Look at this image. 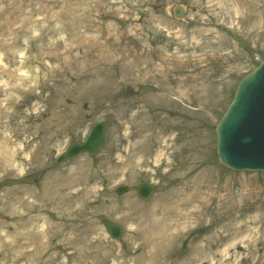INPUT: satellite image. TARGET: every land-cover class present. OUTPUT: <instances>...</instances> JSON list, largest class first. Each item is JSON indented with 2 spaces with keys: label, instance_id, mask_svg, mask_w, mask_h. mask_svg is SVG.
<instances>
[{
  "label": "rangeland",
  "instance_id": "obj_1",
  "mask_svg": "<svg viewBox=\"0 0 264 264\" xmlns=\"http://www.w3.org/2000/svg\"><path fill=\"white\" fill-rule=\"evenodd\" d=\"M263 60L264 0H0V264H264V173L215 137ZM100 121L97 154L57 161Z\"/></svg>",
  "mask_w": 264,
  "mask_h": 264
},
{
  "label": "water",
  "instance_id": "obj_2",
  "mask_svg": "<svg viewBox=\"0 0 264 264\" xmlns=\"http://www.w3.org/2000/svg\"><path fill=\"white\" fill-rule=\"evenodd\" d=\"M179 10L174 12L179 15ZM105 124H97L90 132L86 142L70 148L64 158L80 153L93 155L104 143ZM216 154L227 168L236 171L264 172V61L237 87L234 99L215 129ZM126 188L117 190L118 194ZM155 188L140 184L137 195L148 200ZM104 227L114 240L122 235L121 228L105 222Z\"/></svg>",
  "mask_w": 264,
  "mask_h": 264
},
{
  "label": "bare ground",
  "instance_id": "obj_3",
  "mask_svg": "<svg viewBox=\"0 0 264 264\" xmlns=\"http://www.w3.org/2000/svg\"><path fill=\"white\" fill-rule=\"evenodd\" d=\"M17 56H18V58L20 59V61H19V63L20 64H22L23 63V61H24V55H23V51H19V52H17ZM16 76L18 77V78H20V80H29V72H26V71H18L17 73H16ZM1 86H7V81L6 80H3V79H1L0 78V87ZM136 149H139V148H136ZM3 155H4V160L6 161H4V163H1L0 162V171H2V170H4V169H6V168H8V167H10V168H14V166H15V164H14V162L13 161H11L10 159H12V155H13V152H12V154H7L4 150H3ZM3 211H9V212H11V213H14V210L12 209V204L11 203H9L8 201H6L5 199H0V213H2ZM28 223H29V221H25L24 223H22L20 226H23V227H25V226H27L28 225ZM2 228H5V225H4V223H2V222H0V229H2ZM167 229H169V227H167L166 225L165 226H161L160 228H159V230H157V232H156V234H163L164 233V230H167ZM21 236V233H19V231L17 230V231H15V238H16V244H19V237ZM19 260H20V258L19 257H17L16 259H15V261H16V263H18L19 262Z\"/></svg>",
  "mask_w": 264,
  "mask_h": 264
}]
</instances>
